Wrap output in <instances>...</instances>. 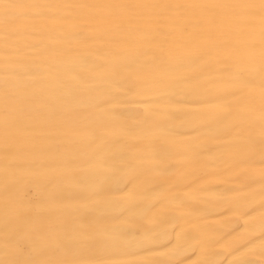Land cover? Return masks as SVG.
Masks as SVG:
<instances>
[{
    "label": "bare ground",
    "instance_id": "1",
    "mask_svg": "<svg viewBox=\"0 0 264 264\" xmlns=\"http://www.w3.org/2000/svg\"><path fill=\"white\" fill-rule=\"evenodd\" d=\"M0 264H264V0H0Z\"/></svg>",
    "mask_w": 264,
    "mask_h": 264
}]
</instances>
